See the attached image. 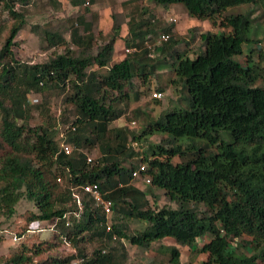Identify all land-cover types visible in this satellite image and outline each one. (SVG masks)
<instances>
[{
  "label": "trees",
  "instance_id": "obj_1",
  "mask_svg": "<svg viewBox=\"0 0 264 264\" xmlns=\"http://www.w3.org/2000/svg\"><path fill=\"white\" fill-rule=\"evenodd\" d=\"M38 1L0 0V15L8 18V26L0 23V215H13L22 198L36 207L23 213L18 248L1 256L0 264H139L127 261L123 239L144 252L172 239L167 261L150 264H183L180 246L204 254L201 264H264V50L255 65L251 55L246 62L235 59L250 39L251 12H228L264 0H152L165 9L183 4L189 15L208 18L219 29L199 35L194 57L185 50L178 55L184 37L148 8L112 13L110 29L96 44L86 16L95 0H71L84 11L56 25H31L54 51L30 63L17 59L12 47L28 23L26 8ZM43 1L61 7V0ZM124 24V48L132 50L115 61ZM158 31L170 37L151 55L144 41ZM169 60L171 83L181 85L176 103L157 116L136 107L139 128L112 126L129 112L125 89L140 99L137 85L145 87ZM260 78L263 84L253 85ZM55 89H65L58 117L48 99L31 105L29 95ZM153 133L162 135L159 142L149 139ZM60 134L75 146L72 153L60 150ZM143 140L147 150L137 149L134 142ZM142 163L143 177L169 203H152L151 192L135 184L133 171ZM86 184L99 186L112 203L110 214L82 189ZM75 192L83 199L80 216L74 215ZM43 222L52 225L51 237L29 239ZM242 235L258 242L255 256L233 249ZM62 242L74 251L51 253Z\"/></svg>",
  "mask_w": 264,
  "mask_h": 264
},
{
  "label": "rangeland",
  "instance_id": "obj_2",
  "mask_svg": "<svg viewBox=\"0 0 264 264\" xmlns=\"http://www.w3.org/2000/svg\"><path fill=\"white\" fill-rule=\"evenodd\" d=\"M122 0H95L93 4L88 6L89 11L86 13L87 18L93 20L94 24V34H95V42L98 44L100 42L99 38L105 35L112 23L111 13L115 11L124 10L126 12H130L135 7L137 9L152 7V9L157 10L162 18L169 20V18L174 17L176 21L172 24L176 27V30L179 29V32L182 33V37H184L183 41L176 45L177 50L179 52L178 55L184 56V52L187 51L190 57H194L198 51L199 47V35L206 30H214L219 31L213 24L212 21L208 18H197L189 15L185 6L183 4L178 3L176 8L170 9L169 12H163L162 7L156 6L154 4H150L152 0H146L141 2L140 0H136L135 3L129 4V6L123 8L121 7ZM139 7V8H138ZM28 9L27 13V25L20 31L18 36L14 39L15 45H13V51L15 57L21 61H29L30 63H41L48 58L49 55L54 51V49H49L46 47V41L42 34H36L31 31L32 24H39L42 27H46L49 25H56L59 22L65 20L68 16H75L77 12L84 11V5L75 6L71 2V0H61V7L58 9L49 5L46 1L39 0L34 5H32ZM165 9V8H164ZM167 10V9H165ZM251 12V28L248 33L249 40L243 43L242 53L235 56V59L241 62H246L248 56L251 55L253 61H250L252 65H255V62L259 58V52L264 50V3L259 4H241L231 6L228 9L229 13H245ZM93 12V14H92ZM155 17L158 15L154 13ZM6 13H2L0 15V23H4L8 26ZM170 22V21H169ZM172 22V21H171ZM190 28H193L190 31ZM191 37L195 36L194 41H191L190 36H185L187 33L190 34ZM127 34V28L124 24L121 31V37L117 40L116 43V53L114 56V60L118 61L125 56L124 52V39L123 37ZM187 34V35H188ZM4 34L0 35V46L3 44ZM99 41V42H98ZM185 50V51H184ZM60 51V50H59ZM93 53L97 52L96 48H93ZM168 63L162 62L157 66V73L153 77V79L145 86L142 87L140 84L137 85V88L141 91L140 99H135L133 97V92L128 89H125L126 92L129 91V112L127 116L122 117L112 123V126H122L124 124H129L132 129L139 128L141 123H143L142 118H137L134 116V109L136 107H143L147 111H150L153 115H158L162 111H164L167 107H171L176 103V99L178 94H181L180 91V83H176L175 86L171 83L172 78H174V72ZM259 65L264 73V62H259ZM263 84L262 79H258L253 85L261 86ZM164 87V96L159 98L153 97V92L158 90L159 86ZM65 93V89H55V90H47L41 94H31L29 95L31 105L34 104L31 102L32 99L38 98L39 102L45 99L49 100L50 104V112L54 117H58L61 109L63 108V103L61 101L62 95ZM42 103V102H41ZM38 121L35 119L34 123ZM134 122V123H133ZM162 135L160 134H152L149 139L153 142H159ZM62 140L61 134L59 135V141ZM135 145L138 147L137 149H146L148 148V143L144 142H136ZM93 157L95 154L90 153ZM146 176L138 177L135 181L139 182L140 187L143 189L150 191L149 195L152 203L156 201L158 205H162L164 203H169L164 196L163 190L154 187L151 183H145L144 179ZM142 182V183H141ZM154 195H157L155 198ZM16 212L11 216H6L4 214L0 215V257L3 255H7L9 253L14 252L19 245L18 240L16 239L17 231L20 228L19 226L23 224L24 217L22 216L27 210H36V207L33 202L27 200L26 198H22L16 204ZM123 221L128 222L131 228L136 227V223L133 221H129L123 219ZM52 225H48L45 222L38 225V228L32 230L29 233V239L40 240L47 239L52 235ZM123 246L125 247V252L127 253L128 262H135L139 264H150V263H161L160 261H167L166 253L170 252V247L173 242L171 239H165L164 244L161 242H154V245L151 250L148 252L141 251L138 247L131 245L126 239L122 240ZM119 247V244L116 242L112 243ZM233 246L230 250L240 251L244 253H248L252 256H255L257 253L258 242L247 236L242 235L238 240H234ZM233 248V249H232ZM91 249V247H89ZM181 260L183 264H201L202 260L205 259V255L199 253L197 250H189L187 246L181 247ZM72 246L68 242H62L61 245L51 253L59 254V255H68L73 252ZM72 264H76V261H73Z\"/></svg>",
  "mask_w": 264,
  "mask_h": 264
},
{
  "label": "built area",
  "instance_id": "obj_3",
  "mask_svg": "<svg viewBox=\"0 0 264 264\" xmlns=\"http://www.w3.org/2000/svg\"><path fill=\"white\" fill-rule=\"evenodd\" d=\"M168 21L175 22L176 18L171 17V18H169ZM169 37H170V35L168 33H166L165 31H158L157 33L148 34L144 43H145V46L147 47V49L151 52V55H154L155 54V48L157 46L161 45L163 42L167 41L169 39ZM131 50H132L131 48H124L125 54L130 52ZM152 94H153V97L159 98V99H161L164 96V92L160 91V90H155ZM31 102L32 103H38L39 99L34 98L31 100ZM61 137H62V135H61ZM134 144L136 145L137 143L134 142ZM74 147H75L74 145L67 143L64 140H62L60 143V150L64 151L67 154L72 153L74 150ZM88 160L89 161L91 160L90 156L88 157ZM145 170H146V164L145 163L140 164V166L133 171L134 179H137L138 177L143 176V171H145ZM57 180L59 182H61L60 177H58ZM144 182L150 183L151 180H150V178L147 177L144 179ZM82 189L84 191L90 193L93 196V198L95 199V201L104 208V210L107 214L111 213L112 203H111V201L106 200L102 197V193H101L99 186L97 184H86V185H83ZM74 195L76 197V201H77V205H78V210H77V212L74 211V215L80 216V213L82 212V208H83V199L80 196V194L77 192H75ZM66 216L68 217L69 214H67ZM110 229H111V226H110V224H108L107 230H110Z\"/></svg>",
  "mask_w": 264,
  "mask_h": 264
},
{
  "label": "crops",
  "instance_id": "obj_4",
  "mask_svg": "<svg viewBox=\"0 0 264 264\" xmlns=\"http://www.w3.org/2000/svg\"><path fill=\"white\" fill-rule=\"evenodd\" d=\"M125 1H127V0H122L121 2L123 3V2H125ZM140 1H141V2L145 1V2H146V0H140ZM129 2H131V3L133 4V3L136 2V0H129ZM131 3H129V4H131ZM150 4H153V3L150 2ZM177 6H178V4H172V5H170V6L167 8V10H165L164 8H161V9L163 10V12L166 13V11L169 12L170 9L176 8ZM138 8H139V7H138ZM145 8H148L149 11L152 12V13H156V14L158 15V16H157L158 18H162V16L159 14V12H158L157 10L152 9L151 6H150V7H145ZM134 10H135V9H134ZM150 12H149V13H150ZM111 15H112V13H111ZM162 19H163V21L169 23L168 20H166V19H164V18H162ZM174 31H175L176 33H178L180 36L183 35L182 33L179 32V29L176 30V27H174ZM105 33H107V32H105ZM115 53H116V52H115ZM114 56H115V55H114ZM134 182H135V184H136L137 186L140 187L139 182H137V181H134ZM141 183H142V182H141ZM141 188H142V187H141ZM142 189H143V188H142ZM171 241L173 242L172 239H171Z\"/></svg>",
  "mask_w": 264,
  "mask_h": 264
}]
</instances>
